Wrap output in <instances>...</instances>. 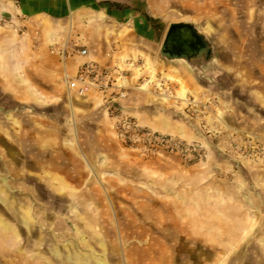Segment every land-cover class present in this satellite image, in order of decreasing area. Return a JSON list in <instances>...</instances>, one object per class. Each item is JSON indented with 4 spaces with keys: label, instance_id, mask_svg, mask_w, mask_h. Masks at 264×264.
Segmentation results:
<instances>
[{
    "label": "rangeland",
    "instance_id": "rangeland-1",
    "mask_svg": "<svg viewBox=\"0 0 264 264\" xmlns=\"http://www.w3.org/2000/svg\"><path fill=\"white\" fill-rule=\"evenodd\" d=\"M144 3L166 29L163 35L158 32L152 37V50L158 53L172 24L191 25L204 44L197 42L187 59L156 53L157 64L143 53L129 51L134 56L120 54L119 67L128 82L136 77L137 90L170 110L175 121L193 122L200 141L177 138L198 153L188 158L165 154L155 162L152 158L158 156L146 157L126 148L113 137L110 125L114 121L95 97L98 101L90 104L97 108L99 136L93 137L84 128V138L74 146L78 157L72 166L81 167L77 177L81 190L71 192L75 182L68 181L66 204H56L53 198L52 204H34L28 211L30 222L34 215L33 242L22 235L19 242H13L11 256L0 255V264H264V217H258L251 204L211 201L217 195L218 179L233 182L242 166L241 142L234 136L238 124L233 102L243 84L248 89L262 86L247 75L257 71L252 60L258 49L264 57V0ZM201 49L206 50L202 56ZM159 61L178 67L180 75L159 70ZM183 69L210 95H191L186 105L174 97L162 100L177 91L183 97L186 90L191 92L182 79ZM147 83L146 90H140ZM187 109L191 114L186 119ZM67 123L73 128L75 121L68 118ZM260 160L264 163L262 156ZM190 167H194V177L181 171ZM208 173L210 177H205ZM2 252L7 253L6 249Z\"/></svg>",
    "mask_w": 264,
    "mask_h": 264
},
{
    "label": "crops",
    "instance_id": "crops-1",
    "mask_svg": "<svg viewBox=\"0 0 264 264\" xmlns=\"http://www.w3.org/2000/svg\"><path fill=\"white\" fill-rule=\"evenodd\" d=\"M145 1L0 0V255L11 256L13 242H19L22 235L33 242L34 215L30 222L28 211L34 204H52V198L56 204H66L68 181L75 182L70 191L76 194L83 186L77 178L81 167L72 166V160L76 162L78 157L74 146L84 138L81 132L84 128L92 132L93 137L99 136L97 108L90 104L98 100L96 96L80 97L70 91L65 74L76 76L86 64L119 67L120 54L134 56L129 51L143 53L157 64L163 41L157 53L152 50L155 48L152 37L158 32L163 35L166 29H163V21L157 22L149 13ZM116 48L118 53L114 55ZM82 49H87L89 54L81 56ZM263 61L258 49L252 60L257 71L247 75L262 86L248 89L243 84L237 89L240 94L235 95L233 102L238 124L234 132L236 141L239 140L242 147L254 145L262 150ZM171 65L159 61L157 68L179 74L180 69ZM181 72L191 92L186 90V99L177 91L174 96L166 95L170 97L168 100L162 96V100L174 97L175 102L186 105L191 95L209 94L187 69ZM155 82L158 85V80ZM136 84V77L126 84L129 92L124 105L142 127L188 142L200 141L193 122L175 121L170 110L138 91ZM145 88L147 84L143 90ZM184 114L187 119L191 111L187 109ZM68 118L74 119L73 128H69ZM110 126L113 137L118 139L114 123ZM160 157L163 155L152 160L159 162L163 160ZM251 157L257 161L240 159L242 166L233 182L218 179V187L214 188L217 195L211 197V201L251 204L249 207L257 211V216L264 217V163L260 156ZM181 171L192 173V177L196 175L194 167ZM3 249L7 253L2 252Z\"/></svg>",
    "mask_w": 264,
    "mask_h": 264
},
{
    "label": "built area",
    "instance_id": "built-area-1",
    "mask_svg": "<svg viewBox=\"0 0 264 264\" xmlns=\"http://www.w3.org/2000/svg\"><path fill=\"white\" fill-rule=\"evenodd\" d=\"M79 54L87 56L89 51L82 49ZM125 74V70L120 67L86 64L79 69L76 76L66 73L64 79L69 90L78 96H96L101 99L103 107L114 121V129L119 141L126 148L139 150L146 157L177 154L188 158L196 155L197 148L175 136L142 127L138 120L125 110L123 101L128 97L127 87L124 85L128 82ZM140 90L143 91V86ZM239 150L244 158L256 155L264 159V150L259 146H240Z\"/></svg>",
    "mask_w": 264,
    "mask_h": 264
},
{
    "label": "water",
    "instance_id": "water-1",
    "mask_svg": "<svg viewBox=\"0 0 264 264\" xmlns=\"http://www.w3.org/2000/svg\"><path fill=\"white\" fill-rule=\"evenodd\" d=\"M171 30H180L182 32L185 30H188V33H189L188 39L184 40V36H181L179 38V42H182L183 45H185L191 49L194 48V45L197 42L204 44L202 38L196 33L195 29L191 25H188V24H172L169 31H171ZM200 51H201L200 55L202 56L203 52L206 50L201 49ZM161 53L165 57H168L170 59H185V58L187 59L190 57L189 53H187V52H182L180 54H171L170 52L166 51V48L164 45L162 46ZM200 55H199V57H200Z\"/></svg>",
    "mask_w": 264,
    "mask_h": 264
},
{
    "label": "flooded vegetation",
    "instance_id": "flooded-vegetation-1",
    "mask_svg": "<svg viewBox=\"0 0 264 264\" xmlns=\"http://www.w3.org/2000/svg\"><path fill=\"white\" fill-rule=\"evenodd\" d=\"M188 30L180 31V30H171L167 32V35L165 39L163 40V45L166 48L167 52H170L171 54H180L182 52H191V48L185 46L182 44V42H179V38L181 36H184V40L188 39Z\"/></svg>",
    "mask_w": 264,
    "mask_h": 264
},
{
    "label": "bare ground",
    "instance_id": "bare-ground-1",
    "mask_svg": "<svg viewBox=\"0 0 264 264\" xmlns=\"http://www.w3.org/2000/svg\"><path fill=\"white\" fill-rule=\"evenodd\" d=\"M182 95H184V94H182ZM168 98H169V97L164 96V99H165V100H168Z\"/></svg>",
    "mask_w": 264,
    "mask_h": 264
}]
</instances>
